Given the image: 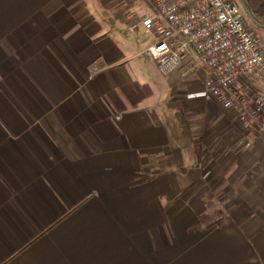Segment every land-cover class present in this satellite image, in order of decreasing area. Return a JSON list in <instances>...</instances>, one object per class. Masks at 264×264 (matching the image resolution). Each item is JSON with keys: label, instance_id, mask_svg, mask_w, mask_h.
Instances as JSON below:
<instances>
[{"label": "crops", "instance_id": "crops-1", "mask_svg": "<svg viewBox=\"0 0 264 264\" xmlns=\"http://www.w3.org/2000/svg\"><path fill=\"white\" fill-rule=\"evenodd\" d=\"M137 1L0 0V264H264V135Z\"/></svg>", "mask_w": 264, "mask_h": 264}, {"label": "built area", "instance_id": "built-area-1", "mask_svg": "<svg viewBox=\"0 0 264 264\" xmlns=\"http://www.w3.org/2000/svg\"><path fill=\"white\" fill-rule=\"evenodd\" d=\"M149 1L154 14L131 27L156 36L144 55L163 75L204 73L206 98L264 135V95L248 98L241 86L244 80L264 82V38L250 27L244 9L231 0Z\"/></svg>", "mask_w": 264, "mask_h": 264}, {"label": "trees", "instance_id": "trees-1", "mask_svg": "<svg viewBox=\"0 0 264 264\" xmlns=\"http://www.w3.org/2000/svg\"><path fill=\"white\" fill-rule=\"evenodd\" d=\"M241 4L252 25L264 32V0H241Z\"/></svg>", "mask_w": 264, "mask_h": 264}, {"label": "rangeland", "instance_id": "rangeland-1", "mask_svg": "<svg viewBox=\"0 0 264 264\" xmlns=\"http://www.w3.org/2000/svg\"><path fill=\"white\" fill-rule=\"evenodd\" d=\"M137 1V0H136ZM232 2H234V3H237V4H239L242 8H243V6H242V4L240 3V1L239 0H231ZM140 2V6H136V3H139ZM134 7V9L135 10H137L138 12H140V13H143L142 15H143V17L142 18H145L146 16H147V14L148 13H150L151 14V11H152V4H151V2L150 1H148V0H138L137 2H135L134 3V5H133ZM244 9V8H243ZM145 13H146V15H145ZM131 16H133V17H137L138 15H135V13H131L130 14ZM120 18L121 19H123V16L121 15L120 16ZM141 18L140 17H138L137 18V20H140ZM249 25H250V27L256 32V34L257 35H259V36H261L262 38H264V32L263 31H260V30H257L253 25H252V23L250 22V20H249Z\"/></svg>", "mask_w": 264, "mask_h": 264}, {"label": "water", "instance_id": "water-1", "mask_svg": "<svg viewBox=\"0 0 264 264\" xmlns=\"http://www.w3.org/2000/svg\"><path fill=\"white\" fill-rule=\"evenodd\" d=\"M240 1V3H241V0H239Z\"/></svg>", "mask_w": 264, "mask_h": 264}]
</instances>
